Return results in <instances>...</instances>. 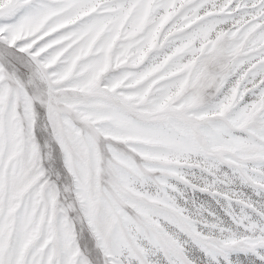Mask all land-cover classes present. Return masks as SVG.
Wrapping results in <instances>:
<instances>
[{
	"label": "snow or ice",
	"instance_id": "6c2138e0",
	"mask_svg": "<svg viewBox=\"0 0 264 264\" xmlns=\"http://www.w3.org/2000/svg\"><path fill=\"white\" fill-rule=\"evenodd\" d=\"M0 264H264V0H0Z\"/></svg>",
	"mask_w": 264,
	"mask_h": 264
}]
</instances>
